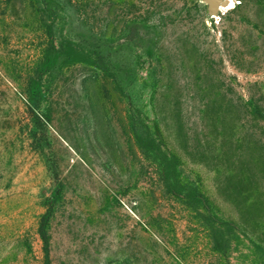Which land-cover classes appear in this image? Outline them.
Returning a JSON list of instances; mask_svg holds the SVG:
<instances>
[{"label":"rangeland","instance_id":"rangeland-1","mask_svg":"<svg viewBox=\"0 0 264 264\" xmlns=\"http://www.w3.org/2000/svg\"><path fill=\"white\" fill-rule=\"evenodd\" d=\"M0 264H264V0H0Z\"/></svg>","mask_w":264,"mask_h":264},{"label":"water","instance_id":"water-1","mask_svg":"<svg viewBox=\"0 0 264 264\" xmlns=\"http://www.w3.org/2000/svg\"><path fill=\"white\" fill-rule=\"evenodd\" d=\"M205 2H207L210 6L211 12L212 13H218L219 11H221L220 6H228L229 5V1L228 0H204Z\"/></svg>","mask_w":264,"mask_h":264},{"label":"bare ground","instance_id":"bare-ground-1","mask_svg":"<svg viewBox=\"0 0 264 264\" xmlns=\"http://www.w3.org/2000/svg\"><path fill=\"white\" fill-rule=\"evenodd\" d=\"M228 1L230 2L228 6H225V7L222 6V5L220 6V8H221L222 10H225V11H226L227 9L233 7L234 0H228ZM222 10H221V11H222Z\"/></svg>","mask_w":264,"mask_h":264}]
</instances>
